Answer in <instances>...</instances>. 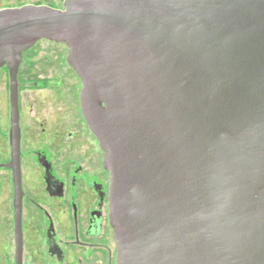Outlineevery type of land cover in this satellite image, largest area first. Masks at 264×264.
<instances>
[{"label":"water","instance_id":"1","mask_svg":"<svg viewBox=\"0 0 264 264\" xmlns=\"http://www.w3.org/2000/svg\"><path fill=\"white\" fill-rule=\"evenodd\" d=\"M62 43L104 152L117 264H264V0L0 8V68Z\"/></svg>","mask_w":264,"mask_h":264},{"label":"flooded vegetation","instance_id":"2","mask_svg":"<svg viewBox=\"0 0 264 264\" xmlns=\"http://www.w3.org/2000/svg\"><path fill=\"white\" fill-rule=\"evenodd\" d=\"M63 2L14 6L62 8ZM41 40L22 53L17 97H10L7 67L0 68V264H117L109 172L80 111L81 82L66 61V46L48 58L37 48ZM50 62L55 75L37 70ZM63 69L76 81L61 95ZM44 89L58 97L29 94Z\"/></svg>","mask_w":264,"mask_h":264},{"label":"rangeland","instance_id":"3","mask_svg":"<svg viewBox=\"0 0 264 264\" xmlns=\"http://www.w3.org/2000/svg\"><path fill=\"white\" fill-rule=\"evenodd\" d=\"M26 1H32V0H0V8L5 7V6H14L17 5L21 2H26ZM37 48L44 54L46 57H52L51 55H54L56 51H65V45L64 44H56L52 42H48L45 40H41L37 43ZM45 60V59H44ZM47 65H39L37 67V70L43 69L47 70V75H55V68L53 67L54 64L50 62L46 63ZM2 74V73H1ZM2 78L0 79V90H4V85H3V74L1 75ZM58 76L60 77L62 81V88L60 89L61 95L68 93V90L70 89L71 85L75 84V77H73L72 73H67L64 69L61 70V72L58 73ZM79 86V85H78ZM30 96L32 97H58L56 95L55 91H52L50 89H44V90H37V91H29Z\"/></svg>","mask_w":264,"mask_h":264}]
</instances>
